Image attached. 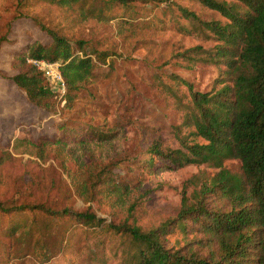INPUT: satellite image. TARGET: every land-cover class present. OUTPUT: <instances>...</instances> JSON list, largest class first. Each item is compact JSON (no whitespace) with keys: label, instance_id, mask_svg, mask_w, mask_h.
Returning a JSON list of instances; mask_svg holds the SVG:
<instances>
[{"label":"rangeland","instance_id":"374dc122","mask_svg":"<svg viewBox=\"0 0 264 264\" xmlns=\"http://www.w3.org/2000/svg\"><path fill=\"white\" fill-rule=\"evenodd\" d=\"M200 1L130 0L128 22L123 8L115 9L113 20L98 22L76 6L0 0V203L7 208L42 206L94 214L105 223L146 233L174 219L183 202H197L200 188L219 170L187 166L144 175L138 165L154 144L181 150V140L202 143L190 135L187 126L191 103L186 88L180 81L163 77L168 73L184 79L199 92L212 86L216 68L201 62L202 54L191 50L205 52L215 42L176 9L181 7L203 22L222 21ZM47 31L113 54L71 110H62V104L51 112L42 110L11 81L17 74L11 63L13 50L32 42H49ZM70 120L101 132L106 141L66 149L53 143L38 149L24 139H50L57 124ZM239 166L229 161L223 169L238 174ZM134 179L138 183L133 182L126 202L120 203L114 187ZM202 202L207 208H224L211 194ZM16 222H25V227L13 238L0 232V264H131L133 247L128 238L117 237L116 244L110 245L80 226H47V218L33 210L10 219L0 216L4 229ZM203 240L197 232H173L165 244L182 253L192 249L206 256L214 249L204 248L199 243Z\"/></svg>","mask_w":264,"mask_h":264},{"label":"trees","instance_id":"16d2710c","mask_svg":"<svg viewBox=\"0 0 264 264\" xmlns=\"http://www.w3.org/2000/svg\"><path fill=\"white\" fill-rule=\"evenodd\" d=\"M40 1L59 7L76 6L98 22L113 20L116 8L124 9L125 22L130 18L127 12L130 0ZM200 2L222 21L203 22L181 7L176 9L181 18L197 23L215 42L208 51L191 50L202 54L201 62L216 68L212 86L199 92L184 79L168 73L163 77L180 81L186 88L191 103L187 126L192 130L190 135L200 138L202 143L188 144L181 140V150L163 149L154 144L147 158L138 165L144 175L172 172L187 166L219 170L200 188L197 202L193 205L183 202L174 219L146 233L132 226L105 223L94 214L57 212L42 206L7 208L0 203L1 217L10 219L33 210V214L40 213L47 218V226H80L110 245L116 244L117 237L128 238L133 247L131 264H264V0ZM47 33L49 42H32L13 50L11 63L17 74L11 81L32 105L42 110L51 112L60 104L62 110H71L113 54L100 52L88 42L54 31ZM32 61L58 64L64 87L59 97L56 96L59 91H54L56 87L30 63ZM54 131L55 136L50 139L39 137L36 142L27 136L24 139L38 149L53 143L66 149L75 145L86 147L85 142L90 146L106 141L101 132L90 126L79 127L74 120L57 124ZM82 133L85 134L80 138ZM229 161L239 162L238 174L223 169L224 163ZM133 182L138 183L134 179L114 187L120 203L126 202L135 187ZM206 194L222 201L224 208H207L202 202ZM24 227L25 222H16L13 228L6 229L0 225V232L13 238ZM173 232H197L204 237L199 243L214 250L200 256L192 249L182 253L169 248L165 239Z\"/></svg>","mask_w":264,"mask_h":264},{"label":"built area","instance_id":"2783aa9c","mask_svg":"<svg viewBox=\"0 0 264 264\" xmlns=\"http://www.w3.org/2000/svg\"><path fill=\"white\" fill-rule=\"evenodd\" d=\"M32 65L37 67V69L43 73L44 77L57 88V90L62 94L64 92V87L62 84V78L58 70L57 63H46L44 61H32Z\"/></svg>","mask_w":264,"mask_h":264}]
</instances>
